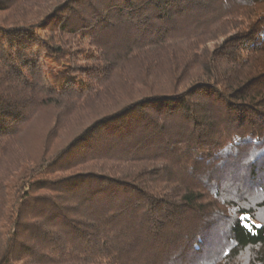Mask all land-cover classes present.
<instances>
[{
  "label": "trees",
  "instance_id": "16d2710c",
  "mask_svg": "<svg viewBox=\"0 0 264 264\" xmlns=\"http://www.w3.org/2000/svg\"><path fill=\"white\" fill-rule=\"evenodd\" d=\"M0 264H264V0H0Z\"/></svg>",
  "mask_w": 264,
  "mask_h": 264
}]
</instances>
